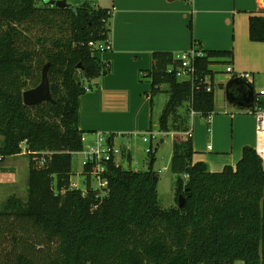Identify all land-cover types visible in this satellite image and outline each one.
<instances>
[{"label": "trees", "instance_id": "obj_1", "mask_svg": "<svg viewBox=\"0 0 264 264\" xmlns=\"http://www.w3.org/2000/svg\"><path fill=\"white\" fill-rule=\"evenodd\" d=\"M39 2L0 0V162L29 158L26 197L12 195L0 209V264H264V168L252 148H244L234 168L212 173L204 163H193L191 140L175 135L170 170L176 206L168 209L159 203L153 158L141 172L112 160L102 190L91 187L90 167L84 166L85 190L71 187L72 159L83 150L79 97L109 68L88 43L107 39L110 15L95 5ZM248 35L251 42L264 41V16L249 18ZM232 56L208 51L193 58L189 80L176 76L177 55L153 54L144 76L152 96L167 95L159 132L187 131L191 110L213 112L214 89L206 90L209 65ZM47 63L52 101L25 106L23 92L38 86ZM184 103L187 115H180ZM121 151L130 163V154ZM2 237L16 247L22 241L20 251L4 249Z\"/></svg>", "mask_w": 264, "mask_h": 264}, {"label": "crops", "instance_id": "obj_2", "mask_svg": "<svg viewBox=\"0 0 264 264\" xmlns=\"http://www.w3.org/2000/svg\"><path fill=\"white\" fill-rule=\"evenodd\" d=\"M94 2L99 9L111 12L107 38L112 43V50L95 55L108 64V72L90 81L89 91L79 97L78 129L83 132L82 141L88 139L85 138L87 134L96 137L100 133L107 134L117 146L115 142L119 136L141 137L147 132L157 133L158 117L153 114L156 96H152L151 83L144 74L153 66L154 53L179 55L193 49L202 53L231 51L233 55L229 62L219 59L209 65L211 75L206 81L214 89L211 120L201 123L196 117H202L201 114H188L187 131L191 130L193 163L202 162L207 171L217 173L226 167L234 168L244 148L254 149L255 118L247 113L246 107L230 101L225 88L234 75L250 73L253 92L264 90L254 91L255 74L264 73V41L251 42L248 35L249 18L264 16L261 0ZM219 64H225L224 69L213 71ZM216 87L224 89L223 100L215 99ZM187 105L184 108L186 115ZM187 131L166 133L173 138L181 135L185 139ZM117 147L123 149L124 145L121 143ZM123 154L127 153L124 151ZM122 157L121 154L115 163L120 164ZM233 264L244 263L235 261Z\"/></svg>", "mask_w": 264, "mask_h": 264}, {"label": "rangeland", "instance_id": "obj_3", "mask_svg": "<svg viewBox=\"0 0 264 264\" xmlns=\"http://www.w3.org/2000/svg\"><path fill=\"white\" fill-rule=\"evenodd\" d=\"M39 3H43L41 0ZM88 4L93 6L96 4L94 0H68V5L70 7L79 8ZM52 36H57V32L51 30ZM31 45L33 46L35 33L28 34ZM39 36V35H37ZM36 36V37H37ZM263 43H261L262 45ZM260 45V46H261ZM100 55V53L98 54ZM225 64H219L217 67L212 69L213 71H222ZM221 75V74H219ZM222 76H224L222 74ZM255 84L254 91H259L261 88L264 89V73L255 74ZM222 78V77H221ZM222 90V91H221ZM224 89L215 88V99H224ZM153 103V114L157 118L159 117L165 102L167 101V95L165 93H159L154 97ZM186 104L179 107L178 112L180 115H184V108ZM181 110V111H180ZM218 113V112H217ZM214 113L211 114L213 116ZM250 115V114H249ZM200 119L201 123H205L206 118L203 116H196ZM158 131V130H157ZM89 135V134H87ZM83 140V150L84 152L87 147L93 144L95 141L94 134L87 136ZM126 135V134H125ZM107 136V134L105 135ZM256 136V134H255ZM124 145L123 150L126 153H130L132 160L129 163L127 159H121V166L125 170L133 171H146L149 169L150 159L153 158V163L151 170L156 173L158 177L157 193L159 197L160 206L163 209H168L176 206L175 201V187H176V176L170 170V160L172 155V143L173 137L169 133L157 132L153 138L147 143L142 141V136H119L115 144L119 146ZM152 147V154L146 153V149ZM82 152H79L73 156L72 159V183L76 184L79 189L85 188V178L80 174L82 171ZM28 162L29 158L25 154L6 157L2 162H0V209L3 207L6 200L12 196L16 195L20 198L26 197V192L28 188ZM90 185L93 189H97V182L94 178L90 179ZM2 237L1 243L4 249L8 252H19L22 241H19V247H16L11 241ZM1 254V250H0ZM243 263V262H242Z\"/></svg>", "mask_w": 264, "mask_h": 264}, {"label": "built area", "instance_id": "obj_4", "mask_svg": "<svg viewBox=\"0 0 264 264\" xmlns=\"http://www.w3.org/2000/svg\"><path fill=\"white\" fill-rule=\"evenodd\" d=\"M264 8V0H261ZM264 10V9H263ZM111 15V12H109ZM88 46L91 48L93 55L107 53L112 50V43L107 38L104 41L100 42H89ZM203 53L199 50H190L187 53H182L177 55V58L181 60L180 67L176 70V76L180 79H189L191 80L194 75V69L191 66V60L195 57L202 56ZM145 75V74H144ZM252 75L250 73H239L233 76V79H238L243 81L245 84H252ZM206 90L210 91L212 85L206 81ZM86 92L89 91L88 87H84ZM247 113L251 114L255 118V153L262 161V166L264 168V90L259 91L258 93L253 94L251 103L246 106ZM198 113L190 111V115L194 116ZM206 118V121L211 120V114L202 115ZM156 133L147 132L142 135V141L147 143ZM185 139H191V130L187 131L185 134ZM82 152V151H81ZM146 153H152V147H149L146 150ZM122 154L120 148L115 146L107 136L104 134L98 133L96 135L95 141L92 145L86 148L82 152V167H90V179L94 178L97 182V189L102 190L107 186V180L104 178L105 173L107 172L109 163L117 159ZM186 177V176H185ZM71 187L78 189L77 185L71 183Z\"/></svg>", "mask_w": 264, "mask_h": 264}, {"label": "water", "instance_id": "obj_5", "mask_svg": "<svg viewBox=\"0 0 264 264\" xmlns=\"http://www.w3.org/2000/svg\"><path fill=\"white\" fill-rule=\"evenodd\" d=\"M43 3L50 7H57V8H63L68 5V0H41ZM49 63L45 64L42 68L41 71V81L33 89L26 90L22 94V101L25 106H34L37 104H40L42 102H51L52 98L49 92V81H48V76L47 72L49 69ZM73 79L77 84L80 83V79L77 73L73 75ZM244 86L248 91L246 96L244 97L243 101H238L237 97L234 95L232 89L236 86ZM225 93L226 96L229 98L230 101L233 103H236L238 105H241L243 107L248 106L253 98V89L251 85L245 84L243 81L238 80V79H232L230 80L225 88ZM184 204V199L182 196L178 197V208H182Z\"/></svg>", "mask_w": 264, "mask_h": 264}, {"label": "flooded vegetation", "instance_id": "obj_6", "mask_svg": "<svg viewBox=\"0 0 264 264\" xmlns=\"http://www.w3.org/2000/svg\"><path fill=\"white\" fill-rule=\"evenodd\" d=\"M234 95L237 97L238 101H243L247 94V89L244 86H236L232 89Z\"/></svg>", "mask_w": 264, "mask_h": 264}]
</instances>
